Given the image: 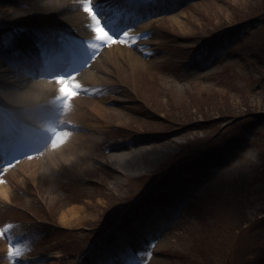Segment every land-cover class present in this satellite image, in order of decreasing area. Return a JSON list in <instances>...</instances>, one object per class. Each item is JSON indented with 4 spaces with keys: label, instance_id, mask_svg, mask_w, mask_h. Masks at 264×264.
Returning <instances> with one entry per match:
<instances>
[{
    "label": "rangeland",
    "instance_id": "374dc122",
    "mask_svg": "<svg viewBox=\"0 0 264 264\" xmlns=\"http://www.w3.org/2000/svg\"><path fill=\"white\" fill-rule=\"evenodd\" d=\"M82 1L60 0L37 17L29 0H0V21L15 14L37 24L70 6L76 12L51 25L75 26ZM134 1L150 13L117 28L116 42H102L93 53L88 65L97 82L80 88L66 111L73 115L63 122L102 127V147L95 148L90 132L73 135L70 154L65 148L51 160L37 154V176H7L9 169L1 176L26 188L35 204L11 188V200L0 194V224L4 215L34 218L11 240L1 235L0 264L17 263L22 254L29 255L23 264H264V56L243 54L264 0ZM114 45L131 59L116 49L110 56ZM12 90L27 88L0 86V94ZM87 93L107 109L103 115L91 109V98L82 99ZM0 105L21 109L2 98ZM200 142L206 143L203 157L185 155ZM7 202L12 205L4 207ZM113 231L132 250L117 237L112 260L92 257L100 242L114 239Z\"/></svg>",
    "mask_w": 264,
    "mask_h": 264
},
{
    "label": "bare ground",
    "instance_id": "6f19581e",
    "mask_svg": "<svg viewBox=\"0 0 264 264\" xmlns=\"http://www.w3.org/2000/svg\"><path fill=\"white\" fill-rule=\"evenodd\" d=\"M30 3H33V7L36 10L37 14L36 16L40 17V14L38 13L39 11H44L47 9L48 6H50L52 8L53 5H55L56 2L60 1V0H29ZM121 2H119V0H116L117 3H115L114 5L110 6V8L108 9L109 6L106 7V9H108V11H114L117 7L124 5L123 3H126L125 6L126 9H132L133 8V12L135 11V8H137V5L134 4L133 0H121ZM15 4V3H14ZM84 7H86V5L88 4V0H84L83 3ZM92 7L94 8V6H98L97 3H91ZM103 6L106 5L105 1L102 4ZM57 7V6H56ZM160 7V6H159ZM72 8L71 7H67L64 10H59L58 12H52L50 16H43L41 18L38 19V21L40 19H42V21L45 22H50V24H52L54 22V18L59 16V15H71L73 13L76 12V10L74 12H71ZM132 12V13H133ZM60 13V14H59ZM147 13H150L149 11H145L142 14L138 13L137 18L139 19L140 17H144V15H146ZM11 19L10 21H5L6 24L4 27H7L9 25H22L24 26L25 29V35H26V39L25 41H23L22 38H18V37H14L11 38L10 40H8L7 35L5 34H1L0 35V54L4 57L3 63H0V83L3 86H7V87H11V88H17L18 90H22L23 88H27L26 91H22V92H18L17 90H12V91H7L4 92L2 94H0V98H2L3 101L8 102V103H15L16 106H20V110L18 111V116H20L21 118H23L25 120V123H29V122H34V124H36L37 127L39 128H45L48 129L49 125L44 124L45 119L43 118H36L35 120H33V118L36 116L37 113H45V111H39L38 108L41 105V103L43 102H48V97H55L58 98L60 95L59 92V88L60 85L57 83L56 80L51 81V79L53 78V76H51V79L48 80L47 75H52V74H58L61 76H71L74 80L75 83H78L80 86H82V84L84 83V85H86L87 83L91 84V85H95L97 82V79L95 77V75L91 72V69L93 68V66L87 70H82L80 71L79 69L84 68L86 66V62H84L82 65H78L75 61V59H73L72 57L67 56V54L70 52L69 49L63 48V49H58L57 47H55L53 45L52 40L49 38L48 34L49 31L43 28H37L36 30H32L30 28V19H18V16H14L11 15L10 16ZM137 18H134V20H136ZM8 20V19H7ZM105 20V19H104ZM78 25H87L89 26V28L94 29L96 26V21H94L91 17V14L88 12H84V14L82 15V19L78 21ZM33 23H36L33 21ZM113 23V21L110 23V25ZM101 24H103L101 22ZM107 24V27L109 28V24ZM130 24V23H129ZM41 25V23H40ZM43 31L41 33V35H38L37 33H35V31L40 32ZM80 34V33H79ZM91 36V35H89ZM45 38V39H43ZM75 39H72L69 43V47H74V46H78L81 47L82 49L79 51V58L82 57L85 53L84 48L89 47L88 43L94 42L96 39V34L94 39H90L87 38L86 42L83 43L81 42V40L77 39L76 37H74ZM8 42H13V46L9 47V51H15V52H22V50L24 49V52H22V54H18L17 56L13 57L15 59V63L18 65L16 68L13 67V70L15 71V74H13L12 72H7L3 70V68H5V66H7V56L8 54L5 53L7 52L6 49H4V44L1 43H5L7 44ZM8 47V46H6ZM50 51V56H48L46 53L48 50ZM115 49L117 51H120L121 54L123 53H127L129 59H131V53L128 50H125L122 47H119L118 45H114V46H110L107 51L109 53L110 56L113 55V53L115 52ZM23 53L29 55H24ZM77 54V55H78ZM32 57H34L35 59H32ZM65 57L66 59L63 60L61 58ZM91 57H87V59H89ZM131 60H129L130 62ZM66 64V67H64L63 69V64ZM136 65H143L140 62H134ZM35 68L37 71L35 74H26V72L24 71L25 69H28L30 65ZM49 65L57 68V69H51L50 71L53 72H47L46 68L49 67ZM57 70V71H55ZM60 70V71H59ZM22 73L21 75H19L18 73ZM75 72V74H74ZM74 74V75H73ZM38 77V78H36ZM5 80H9V81H5ZM86 87V86H85ZM84 87V88H85ZM91 96H85L82 99H90ZM74 100L77 101L76 99H72L70 103H72ZM93 100V101H91ZM90 101L93 103V106L91 107V109L93 111H96L98 114L103 115L104 111H107V109L102 108L97 102H95V100L93 98L90 99ZM21 102V103H20ZM82 101H79L78 103H80ZM69 102L67 103L68 105L70 104ZM50 112H56V109H52ZM70 112L66 113V116L64 118H62V120H65L66 118H71V115H73ZM53 122V121H52ZM66 122H71V123H75L74 120H69ZM23 124V123H22ZM1 127H3V130L5 131V133H0V145H1V139L4 140V138L6 139V146H2V151L4 152V155H8L16 150H20L21 148H23V145H29V143H24L23 140L18 137H14V134H17V131L13 128H10L8 126H6L4 124V122H2ZM8 135V136H6ZM19 135V134H18ZM68 136H70V139H65V141L61 144H58L57 147H59L58 149L55 150H51L47 153V156H49L50 160L55 156V155H59L62 153V151L64 150H70L69 154L72 152V148L71 145L73 143V139L77 138L76 136H73L72 134H69ZM68 136L66 138H68ZM11 137H13L14 139H11ZM26 137V139L32 141V143H38L36 140H31L29 137ZM92 137V136H90ZM94 138V137H93ZM95 139V138H94ZM40 143V142H39ZM53 146V144H52ZM46 153V152H45ZM68 155V154H67ZM61 156H65L66 155H61ZM44 157V156H43ZM123 158V157H121ZM37 157H31L28 158L27 161H24L20 164V166H18L22 171L25 172V174H28V176L31 175H38V169L34 168V166L36 165L35 161L37 160ZM119 159V158H118ZM41 161V160H40ZM43 161V159H42ZM10 176H13V173L11 172V170L9 171ZM8 190L5 187V185L3 183H0V194L2 196H4L6 198V196L8 195Z\"/></svg>",
    "mask_w": 264,
    "mask_h": 264
},
{
    "label": "snow or ice",
    "instance_id": "6c2138e0",
    "mask_svg": "<svg viewBox=\"0 0 264 264\" xmlns=\"http://www.w3.org/2000/svg\"><path fill=\"white\" fill-rule=\"evenodd\" d=\"M84 10L90 13L92 19L96 21L94 31L96 34L97 41L103 43H115L116 41L114 40V34L110 33V31L107 30V24L106 20H104V13L102 7L98 10L96 5L94 9L91 5V0H88V4L86 5ZM102 21L103 24H101ZM56 81L60 85L59 92L61 98H63L65 101H68L70 103L71 100L79 94L80 85L78 83H75L71 76H59L56 78ZM68 135V132H57L55 139L53 140V147H56L58 144L63 143ZM8 166H11V162H9ZM3 182L4 181L0 179V183ZM15 255L16 249L10 246L9 256L12 257Z\"/></svg>",
    "mask_w": 264,
    "mask_h": 264
},
{
    "label": "trees",
    "instance_id": "16d2710c",
    "mask_svg": "<svg viewBox=\"0 0 264 264\" xmlns=\"http://www.w3.org/2000/svg\"><path fill=\"white\" fill-rule=\"evenodd\" d=\"M258 17L260 19L261 25L259 28L255 29L254 32L250 35L249 40H247L248 44L243 54H246L248 51H250L251 53H258L264 56V41L260 38V34H264V12H262L261 15H259ZM246 39H248V37ZM224 116L226 115H222L221 117Z\"/></svg>",
    "mask_w": 264,
    "mask_h": 264
}]
</instances>
